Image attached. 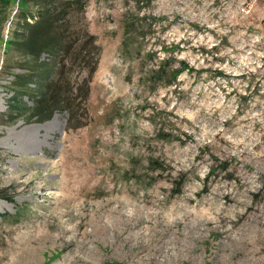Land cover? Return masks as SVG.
Returning a JSON list of instances; mask_svg holds the SVG:
<instances>
[{"label": "rangeland", "instance_id": "obj_1", "mask_svg": "<svg viewBox=\"0 0 264 264\" xmlns=\"http://www.w3.org/2000/svg\"><path fill=\"white\" fill-rule=\"evenodd\" d=\"M84 1V113L27 123L6 107L9 0L0 264H264V0ZM168 57L191 70L162 86L149 71Z\"/></svg>", "mask_w": 264, "mask_h": 264}, {"label": "trees", "instance_id": "obj_2", "mask_svg": "<svg viewBox=\"0 0 264 264\" xmlns=\"http://www.w3.org/2000/svg\"><path fill=\"white\" fill-rule=\"evenodd\" d=\"M19 1L20 10L14 17L18 31L6 40L4 48V53H15L19 60L16 68L20 69V74L14 75L16 88L6 101L9 116H20L27 123H42L53 113L64 112L69 122L78 121L84 113L99 51L83 22L85 1ZM134 1L148 4L152 0ZM28 5L36 9L34 14L27 12ZM9 8V0H0V40ZM128 27L124 28L126 37L130 33ZM172 59L168 57L149 71L153 81L170 86L181 73L191 70L182 61H175L174 66Z\"/></svg>", "mask_w": 264, "mask_h": 264}]
</instances>
